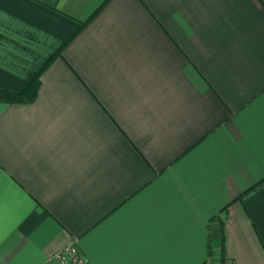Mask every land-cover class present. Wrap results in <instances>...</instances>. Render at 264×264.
I'll return each instance as SVG.
<instances>
[{"label": "crops", "instance_id": "crops-1", "mask_svg": "<svg viewBox=\"0 0 264 264\" xmlns=\"http://www.w3.org/2000/svg\"><path fill=\"white\" fill-rule=\"evenodd\" d=\"M35 77L0 264H264V0H0V88Z\"/></svg>", "mask_w": 264, "mask_h": 264}, {"label": "built area", "instance_id": "built-area-1", "mask_svg": "<svg viewBox=\"0 0 264 264\" xmlns=\"http://www.w3.org/2000/svg\"><path fill=\"white\" fill-rule=\"evenodd\" d=\"M50 259L53 264H90L79 248L73 243L66 244L54 252ZM204 264H214L213 256L210 255Z\"/></svg>", "mask_w": 264, "mask_h": 264}, {"label": "trees", "instance_id": "trees-1", "mask_svg": "<svg viewBox=\"0 0 264 264\" xmlns=\"http://www.w3.org/2000/svg\"><path fill=\"white\" fill-rule=\"evenodd\" d=\"M38 88V78L32 79L21 91H11L0 88V100L5 102H30L34 100ZM223 249L220 250V260H223Z\"/></svg>", "mask_w": 264, "mask_h": 264}]
</instances>
